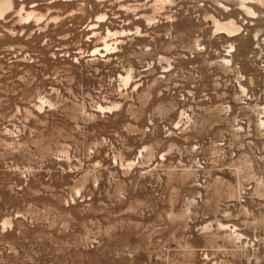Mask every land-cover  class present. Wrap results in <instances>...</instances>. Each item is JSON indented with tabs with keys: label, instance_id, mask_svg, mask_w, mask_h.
Listing matches in <instances>:
<instances>
[{
	"label": "rangeland",
	"instance_id": "obj_1",
	"mask_svg": "<svg viewBox=\"0 0 264 264\" xmlns=\"http://www.w3.org/2000/svg\"><path fill=\"white\" fill-rule=\"evenodd\" d=\"M15 1L0 264H264V0Z\"/></svg>",
	"mask_w": 264,
	"mask_h": 264
},
{
	"label": "bare ground",
	"instance_id": "obj_2",
	"mask_svg": "<svg viewBox=\"0 0 264 264\" xmlns=\"http://www.w3.org/2000/svg\"><path fill=\"white\" fill-rule=\"evenodd\" d=\"M14 4H17L15 0H0V15H3Z\"/></svg>",
	"mask_w": 264,
	"mask_h": 264
}]
</instances>
